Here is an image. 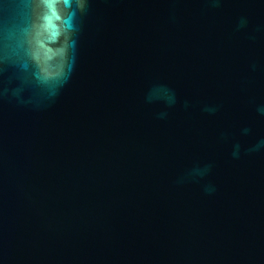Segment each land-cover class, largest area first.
<instances>
[{"label": "water", "instance_id": "obj_1", "mask_svg": "<svg viewBox=\"0 0 264 264\" xmlns=\"http://www.w3.org/2000/svg\"><path fill=\"white\" fill-rule=\"evenodd\" d=\"M69 4L0 0V264H264V0Z\"/></svg>", "mask_w": 264, "mask_h": 264}, {"label": "clouds", "instance_id": "obj_2", "mask_svg": "<svg viewBox=\"0 0 264 264\" xmlns=\"http://www.w3.org/2000/svg\"><path fill=\"white\" fill-rule=\"evenodd\" d=\"M57 0H45V3L47 4L49 10L51 11V16L48 17L49 20H51L52 17L55 19H60L59 15H57L56 10H55V3ZM65 5L70 7L69 0H64ZM74 15V13L69 15L68 21H66L67 26L70 28L71 27V16Z\"/></svg>", "mask_w": 264, "mask_h": 264}, {"label": "snow or ice", "instance_id": "obj_3", "mask_svg": "<svg viewBox=\"0 0 264 264\" xmlns=\"http://www.w3.org/2000/svg\"><path fill=\"white\" fill-rule=\"evenodd\" d=\"M51 22V20H49V23Z\"/></svg>", "mask_w": 264, "mask_h": 264}]
</instances>
